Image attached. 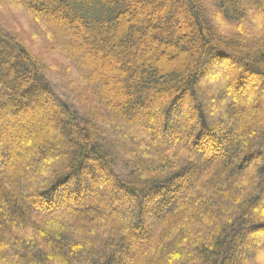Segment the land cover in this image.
Masks as SVG:
<instances>
[{
  "label": "trees",
  "instance_id": "1",
  "mask_svg": "<svg viewBox=\"0 0 264 264\" xmlns=\"http://www.w3.org/2000/svg\"><path fill=\"white\" fill-rule=\"evenodd\" d=\"M0 130V264H264V0H0Z\"/></svg>",
  "mask_w": 264,
  "mask_h": 264
},
{
  "label": "rangeland",
  "instance_id": "2",
  "mask_svg": "<svg viewBox=\"0 0 264 264\" xmlns=\"http://www.w3.org/2000/svg\"><path fill=\"white\" fill-rule=\"evenodd\" d=\"M8 17L5 18V20L7 21V25L8 27L10 28L11 31H13L17 36L19 37H23L35 50H38L40 51L41 49H39L40 45H42V41H41V38L39 37H36L34 36V32L32 30H34V27L31 26V24L29 25L28 21H26L24 18H26L24 15H20L22 16L23 18H18L17 20V23H14L13 20H14V16H10V15H7ZM27 19V18H26ZM28 20V19H27ZM232 27V26H231ZM239 28L238 27H232L231 30L233 32H238ZM251 30V29H250ZM248 34L250 35V37H254L255 38V34L253 35V30L251 32H249L248 30ZM46 40V39H45ZM49 43V42H48ZM49 45V44H47ZM55 76H58V77H61L59 75H57L56 73H54ZM214 74H211L209 75L207 78H206V84H208V87L211 88V86H213L212 84L214 80ZM60 80H62L61 78H59ZM220 83L219 82H215V85L219 86ZM254 84H259L258 80L255 79V82ZM214 85V86H215ZM216 104H214V107L216 108ZM49 117V116H48ZM53 119L55 120V118H53L52 116L49 117V119ZM55 122V121H54ZM20 135L21 137L19 139H17V141H15L14 143L7 140V143H10V149L9 151H11V156H10V162L12 161H18V162H21L25 157L22 154V151H21V148L18 147V144L21 143V144H28L29 143V152L30 154H33L34 153V148H37L38 147V144L31 141V139L33 137H35L36 135H39L40 136H46L48 131L46 132L45 131V128L39 126V125H27L25 128L23 129H20ZM52 130H55V129H52ZM3 131L0 130V137L3 136ZM6 143V144H7ZM10 165V164H8ZM108 201L106 199H101L100 198V201L99 203L102 204L104 207L108 208Z\"/></svg>",
  "mask_w": 264,
  "mask_h": 264
}]
</instances>
